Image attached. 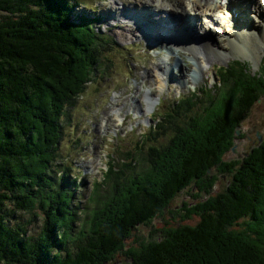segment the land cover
I'll return each instance as SVG.
<instances>
[{"label": "trees", "instance_id": "trees-1", "mask_svg": "<svg viewBox=\"0 0 264 264\" xmlns=\"http://www.w3.org/2000/svg\"><path fill=\"white\" fill-rule=\"evenodd\" d=\"M75 1L0 0V264L108 263L187 186L199 195L190 208L183 204V219L195 216V223L163 227L162 240H137L124 252L128 264H264V129L263 141L242 160L226 162L228 147H220L224 138L233 140L260 99L264 68L250 75L238 64L221 67L215 95L199 93L205 97L199 105L192 101L197 93L180 99L135 142L134 152L125 150L128 160L117 169L106 164L102 181L88 192L86 210L76 194L84 181L67 177V166L61 178L50 175L59 166L52 167L62 137L58 110L73 100L65 97L72 91H64L55 120L49 119L51 108L39 115L43 132L33 133L29 102L43 98L51 75H71L76 65L79 75L88 76L102 46H112L82 16L72 21L69 3ZM45 142L50 159L28 172L24 166ZM134 156L144 166L135 168ZM219 175L230 178L226 188L204 201V187L213 188Z\"/></svg>", "mask_w": 264, "mask_h": 264}, {"label": "rangeland", "instance_id": "rangeland-1", "mask_svg": "<svg viewBox=\"0 0 264 264\" xmlns=\"http://www.w3.org/2000/svg\"><path fill=\"white\" fill-rule=\"evenodd\" d=\"M128 1L131 3L128 7L123 6L119 0H76L75 2L69 3V13H71L70 16L72 21L82 16L88 23L87 25L91 24L94 33L102 38L103 41L106 40L111 43L112 46L110 49L106 46H102L100 51L101 55L98 57V64L94 67L95 70L93 69L88 76L79 75L78 71L81 67H77L76 65L71 75H51L42 87L44 90L43 98L40 101H37L36 98H32L29 102L27 118L28 121L34 125L32 128L33 133L38 131L43 132L42 128L38 126L39 115H41L40 118H44L45 113L51 108L50 113H52L53 116H50L49 119L55 120L61 102L60 100H65V98H63L65 96L63 95L64 91H72L73 94H67L65 97H71L73 100L71 99L72 101H68L67 99L68 102L64 101L61 103L58 110L56 119L62 126V137L52 167L55 165L59 166L52 169L50 175L61 178L62 175L66 173L67 166V168H70L69 173L65 174L67 177L70 176L72 179H77L75 182L77 184L80 179L81 182L84 181V185L77 189L76 194L80 198L79 204L82 205L80 208L85 207V210L87 209L86 199L88 192L93 189L95 182L102 181L103 173L107 171L106 164L112 162L117 169L126 159L128 160L129 156L126 157L125 150L129 149L130 152H134L135 142L144 140L146 133H150L154 130L157 122L162 120L161 117L164 116V113L171 111L177 101H180V99L185 96L190 97L194 89L199 90L203 87L213 89L216 70L220 66H228L236 61L239 63L241 62V64L247 66L249 73L252 75L259 70L264 61V53L261 54V58L257 60L255 57H252L251 59L253 61L248 58L239 59L228 55V53H231L233 50L229 51V48L226 46H223V49H221L217 45H221L223 40L227 41L232 35L223 36V32L220 33L219 36L215 35L213 37L212 31L215 29H211L210 27H205V32L202 30L205 38H207L199 48L203 49L204 53L200 55L197 48L196 51L190 50L198 55V60H191L192 57L189 55V52H187L188 50L181 48L177 50V44L173 41L172 46L175 47L174 55L176 58L170 60V54L165 48L169 46L170 43L165 39V36H163L166 35L167 32H164L162 34L163 38L160 39L162 46L157 47L153 39H159V37H161V32L154 27L150 28L149 25L144 26L143 29L146 28L144 30L140 28L141 17L149 18V20L152 21L154 18L157 20L163 15L156 12H151L149 14L146 8L142 7L135 9L134 4L136 5L139 1ZM140 1L142 4L147 3L150 5L151 8L147 9L150 11H155L156 4L161 2L164 6H162V11L160 12L165 15L167 13L165 11L170 12L169 14L175 12L173 10H177L178 13L181 11L180 7L182 4L176 5L170 2L167 3L166 0ZM177 1L183 2L182 11L186 13L187 9L185 5L187 1ZM215 1L217 6H219L218 3H220V0ZM215 1L212 0L211 2ZM231 2L234 3V6H238L243 2L245 3L244 5L247 6V10L244 17L247 19L250 30L256 28L261 23L264 24V18L258 19L253 13V2L262 3L261 5L264 7V0H231ZM88 8H91V10ZM107 8H111L112 10L108 11ZM125 8H130L131 10L129 9V12H126ZM115 9H118V12ZM178 13L171 15L177 16ZM228 13L230 14L231 12L225 14V19L229 20L228 24L232 22L233 24L237 23L236 26H238L240 17L238 16V19L233 22V16H230ZM185 17H187L186 14H184V18ZM165 18L166 17L163 19ZM135 19L138 20L137 23ZM187 19L188 18H185V20ZM199 19L201 20V18ZM169 20L170 22L167 23V27L169 28L176 26L179 22L178 19L172 18ZM193 20L194 19H191L192 26ZM197 21L198 20H196V26L194 24L197 28H194L193 35L189 36L193 38V40L190 41L192 46H195L194 40H196V38H194V36L201 35L202 32L200 31V25H198ZM153 22V26L158 23L155 21ZM209 22H211L210 18L208 19V23ZM119 27L121 28L119 29ZM132 27L135 29L134 37L129 35ZM195 33L198 34L195 35ZM174 40L177 41L176 39ZM182 44L184 43L182 42ZM205 44L218 49L220 54L217 55L205 51L203 47ZM224 49V53L221 52ZM198 63L202 68L200 74L198 69L195 71V67H197L196 65ZM177 66L179 68H184L185 73L187 72L186 76L188 78L186 77L187 79L184 80L185 82L183 80L181 81L179 78L176 80L168 79V77L162 79L165 73L173 72L174 74L177 71ZM192 74H195L198 78L197 82L194 81ZM158 79L160 80V86H158ZM145 93L148 94L150 100L155 98L156 102L158 101L156 97H160V106H156L152 109H149L151 108V106H149L148 110L144 106V103H142V107L138 100L141 101ZM180 95H183V97L181 98ZM136 98L138 100H136ZM135 100L136 103H133ZM150 100L149 103H151ZM259 100L260 101L251 109L249 115L240 126L239 136H234L232 141L227 137L221 142V148L228 147L223 157L226 162L235 159L234 153L232 154V148L234 146H237L236 155L247 153L249 149L256 144V134H263L264 90ZM201 102L203 101L199 99L194 101L196 105H199ZM116 109H118V111ZM134 110H139L136 117H124L126 112L130 114L133 113ZM196 111L200 112L201 108H194L193 112ZM116 114H118V116H115ZM139 119H141L142 123L137 121ZM229 136H231V134ZM161 139H164V136H162ZM48 146L49 143L45 142L44 148L41 146L35 150L37 154L33 156V159L26 164V166H24L28 172L34 171L35 166L43 163V157L50 159L53 152L50 153ZM134 158L137 159L135 165L132 163L135 168L144 166V159H142V157L137 158L134 156ZM208 170L210 171L209 174ZM208 170L206 171V175L210 178L214 170L212 168ZM215 178L216 182L213 188L211 186L209 188L204 187L205 190L208 189L206 192L207 194L201 193L204 195V201L216 198L215 195L226 188L228 180L230 179L223 175H219L218 177L215 176ZM148 183L149 180L146 184ZM197 195H199L197 189L193 186H187L172 199L158 218L152 220L150 225L141 226L133 232L132 237L128 239L124 245L125 251L120 249L116 254H113L110 258L112 260L108 263L101 262L98 264H128V262L130 263L131 261L126 257L124 252L134 247V242H137V240L140 242L147 238L146 240L149 241L148 237L151 236L154 239H159L162 235L160 231H167L163 227H180L185 224L193 225L196 221L195 216H192L191 219L188 220L183 219L187 214L186 211L183 210V204H187V208L195 205ZM115 212L116 211H114V213ZM37 227L38 223L35 221L33 225L29 226V231L35 232ZM159 240H162V238ZM236 241L237 243L239 242L238 239ZM224 244L220 245L224 246ZM142 246L139 247L137 252L141 250ZM213 249V246H211L210 251H213ZM197 261L198 258L196 259V262Z\"/></svg>", "mask_w": 264, "mask_h": 264}, {"label": "bare ground", "instance_id": "bare-ground-1", "mask_svg": "<svg viewBox=\"0 0 264 264\" xmlns=\"http://www.w3.org/2000/svg\"><path fill=\"white\" fill-rule=\"evenodd\" d=\"M119 1L121 2V4L123 6H126V7H128L129 4H131V3H129L128 0H119ZM134 1H139L136 5L134 4L135 9H138L139 7L140 8L141 7L142 8H146V11L149 12V14L151 12L161 13L160 11H162V6H164L161 2H159L155 6L156 10L155 11H150V10H147V9L151 8L150 5H148L147 3L142 4L140 0H134ZM184 1H187L186 5H185V7L187 9L186 13L184 11H182L183 10L182 6L184 5L182 1L179 2L177 0L176 1L166 0L167 3L170 2V3L176 4V5L182 4L181 7H180L181 11L178 13L177 10H173L175 12H173L171 14L178 13L177 16H172L171 14H169L170 12L165 11V12H167L166 15H165L166 18L163 19L162 22H158L156 25H154V28H156L162 34L164 32H167L166 35H163V36H165V39H167V41L170 43L169 46L165 47L166 50L171 54L170 59H173L174 57L176 58V56L174 55L175 47L172 46V41H173V42H175L177 44V50H180L179 48L188 50L189 55L192 57L191 60H193V61L198 60V55L196 53L190 51V50L196 51V47L192 46L191 42H190V41L193 40V38L190 40V39H187V38L180 39V37L182 35V32L184 31V28H186V31L188 32L189 36L193 35V28L196 29L197 27H195L196 25L194 27L192 26L191 19H199V18H201V22L204 25H206V24L207 25L208 24L209 25H214V26H210L211 29H214V27H217L214 31H212V33L217 32L218 34H220V33L224 32V35L225 34L232 35L231 37H233V39L229 40L227 42V45H225L226 41H224V40L222 41L221 45H217L216 44L221 49H223V46H226V47L229 48V51L233 50L231 53H228V55H231V56H234V57H245V56H248L250 58L255 57L256 60L261 58V54L264 53V24L261 23L256 28L250 30V27H248V24H247V19H245V17H244V15L246 14L245 11L247 10V8H244L242 6H234L233 5L234 3H232L231 0H225V4H224L223 0H220V3H218L219 6H217L216 2H211L212 0H184ZM261 4L256 3L255 7H254V11H253V13L255 14V17L258 18V19L264 18V12H263L264 7ZM137 5H138V7H137ZM129 9L125 8V11L127 12ZM107 10L111 11L112 9L111 8H107ZM115 10L118 12V9H115ZM231 10H233L232 14L234 16L231 15V13L230 14L228 13V14L230 16H233V22H235L238 19V16L240 17V21L238 22V26H236L237 23L233 24L232 22H230L228 24L229 20L225 19L226 12H231ZM250 11H252V10H250ZM184 14H186L187 17H185V18H188L187 20H185ZM172 18L173 19H178L179 22H178V24L176 26H172V27L169 28V27H167V23L170 22L169 19H172ZM209 18H210L211 22L208 23V19ZM153 20H156V18H154ZM155 22H157V21H155ZM141 23L143 24V26L141 25L140 28L142 30H144L146 28L143 29V27L147 26V25H149L150 28L151 27L153 28L152 24L154 22L150 21L149 18L141 17ZM120 28L121 27H119V29ZM200 28H202V30L204 32L206 31L205 27L200 26ZM134 30L135 29L132 27L131 33H129V35L132 36V37L135 36V31ZM175 30L178 32L177 34H175V36L179 37V39H177V40H182L181 42L175 41L174 40L175 38L171 39L172 38V34L171 33H173ZM153 35H154V33H153ZM163 36L159 37V39H153V42L156 44L157 47L162 46V43H161L160 39L163 38ZM147 38H149V37H147ZM185 41L189 42V44L187 46H184L185 45ZM182 42L184 44H182ZM180 46H182V47H180ZM203 47H204L205 51H207V52L209 51L212 54H217V55L220 54V51L218 49H215L213 46H208L207 44H205ZM224 51H225V49L222 50L221 52L224 53ZM196 66L197 67H195V71L198 69V72L200 74L202 72V70H201L202 68L199 65V63ZM186 73H185V69L184 68H179L177 66V71L174 74H173V72H170V73L168 72L167 73V77H168V79H175V80L177 78H179L181 81L182 80L184 81L185 79L188 78L186 76ZM192 77H194V81H196V82L198 81V78L195 76V74H192ZM157 82H158V86H160L161 84H160V80L159 79H158ZM142 99L144 100V102H145V104H146V106L148 108H149V106L152 107L156 103V101H155L156 99L153 98V100H150L147 93H145L143 95ZM149 100H150L151 103H149ZM116 110L118 111V109H116ZM115 116H118V114H116ZM120 121H122V120H120Z\"/></svg>", "mask_w": 264, "mask_h": 264}, {"label": "water", "instance_id": "water-1", "mask_svg": "<svg viewBox=\"0 0 264 264\" xmlns=\"http://www.w3.org/2000/svg\"><path fill=\"white\" fill-rule=\"evenodd\" d=\"M260 100H257V103L259 102ZM256 103V104H257ZM255 104V105H256ZM254 105V106H255ZM253 106V107H254ZM239 134H240V128H236V130L234 131V136H239ZM255 139H256V146H258L262 141H263V134H259V133H257L256 134V136H255ZM236 148H237V146H234L233 148H232V154L233 155H235L234 156V158L235 159H237V160H242L243 158H245V157H247L246 155H247V153H243L242 155H236L237 154V151H236ZM210 173V171L208 170V174Z\"/></svg>", "mask_w": 264, "mask_h": 264}]
</instances>
